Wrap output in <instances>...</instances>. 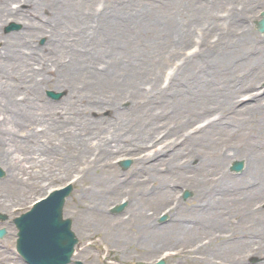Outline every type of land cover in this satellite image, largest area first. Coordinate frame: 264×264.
Instances as JSON below:
<instances>
[{
	"label": "rangeland",
	"instance_id": "374dc122",
	"mask_svg": "<svg viewBox=\"0 0 264 264\" xmlns=\"http://www.w3.org/2000/svg\"><path fill=\"white\" fill-rule=\"evenodd\" d=\"M53 1L92 15L82 30L62 29L72 44L53 51L52 10L36 7L30 20L40 26L12 65L10 97L32 106L28 125L0 109L2 126L15 128L0 134L14 157L0 156V264H29L16 252L14 218L69 181L63 213L79 237L75 262L264 264V32L253 23L264 0ZM22 24L8 15L0 31ZM43 73L66 80L59 98L47 89L65 83ZM122 158L133 160L128 168ZM234 159L246 169L234 171ZM16 161L34 166L37 181L28 185Z\"/></svg>",
	"mask_w": 264,
	"mask_h": 264
},
{
	"label": "bare ground",
	"instance_id": "6f19581e",
	"mask_svg": "<svg viewBox=\"0 0 264 264\" xmlns=\"http://www.w3.org/2000/svg\"><path fill=\"white\" fill-rule=\"evenodd\" d=\"M19 2H28L33 4L32 7L29 8H23L22 10H20L19 7H17L16 9H13L12 6L9 7L7 5L8 0H0V19L3 17H7L8 15H12L14 16L15 19L21 21L22 24V29L19 28V31H10L9 34H3L0 31V42L3 41V45L0 44V57L1 54L4 53L5 49H10V56L12 58V61L7 62L6 59L4 61L0 60V109L3 108V106L7 109L6 110V117H5V121H12V122H17L18 118H15L16 116L19 117V123L20 124H25L28 125V120L30 119V112L28 111L30 106H32V104L30 105L29 102H19L16 100V97H10V93L12 92L13 89V85L11 86V80L8 79V77H12L13 80H15L14 78V74L13 72H15V68L12 67L13 64L18 62V58L17 56H22L24 57L25 54L21 53L22 51L25 52L24 50H26L25 48L22 49V46H26L29 47V45L31 44V38L33 35H35V32L37 31V27L40 26L39 24H33L32 21L30 20V18L32 16H34L35 14H37V10L39 9V7H42V5H48L49 8H51V20H55V24L51 23V25H49L50 27H48L49 30H51L53 32V35H49L47 38L46 43H48L47 45V49L49 50H53V51H63L66 49L67 44H72L71 42H69L66 39V35L64 33H62V29L66 30L67 32L69 30H71L73 27H75V30L79 29H83V27L85 25L89 24V20L88 17L90 15H92L91 12H88V14H82L79 12H75L73 10H69L66 9L62 6V4L60 3H55L53 0H45L44 2L42 0H17ZM36 7L37 10H36ZM84 12V11H83ZM85 15V16H84ZM25 27V28H24ZM47 28V27H46ZM33 29H35V31H32ZM12 32V33H11ZM39 32L42 34V29L39 30ZM82 37H84V34H82ZM11 43L10 46H8ZM28 46H27V45ZM13 45V46H12ZM8 46V48H6ZM12 46V47H11ZM36 48L32 49L35 50ZM15 50L17 51V54L14 55ZM19 50V51H18ZM264 50V49H263ZM262 51V50H261ZM260 51V52H261ZM264 53V52H263ZM9 54V51H8ZM17 68V67H16ZM41 69H43V72H46V70H48L47 65H45V62H41ZM21 68L18 66V71ZM22 71L24 72L25 70ZM44 74V73H43ZM5 79H4V78ZM43 80L47 79L48 81L52 78H54L56 81H63L65 84L62 83V85H60V88H58L59 90H67V82H65L66 80L63 78H57V77H52L49 74H44L41 77ZM6 85H8L9 90L7 89L6 91ZM252 97V95H251ZM238 101H235V103ZM233 103V104H235ZM251 107V109L253 110V112L255 110H257L258 108L262 107V105H251L249 106ZM17 112V113H16ZM20 115L22 116V118L20 119ZM4 118V117H3ZM12 129H15L14 127H3L0 121V134H4L6 131V140L9 139L11 135V131ZM34 132V131H33ZM4 138V136L0 135V139ZM260 138V137H259ZM250 140L256 141L257 142V137L254 136H250L249 137ZM261 141V140H260ZM143 141H132V145H130L129 147L131 148V150H135L137 148H140V144ZM12 144H5L4 143V147L0 149V156L2 158H5L6 160H9L11 162L12 158H14L11 154H10V147ZM229 151H231V149H228ZM155 153V152H154ZM28 156H31L30 153H27ZM34 157L33 155L31 156V158ZM6 162V161H5ZM19 163V166L16 167L18 168V170L20 169L19 167H21L22 171L24 172V174H26V180H27V184L31 185L34 182L37 181V177L39 176V172H37V169L33 166L32 168L30 166H27L26 164H20V162L16 161V164ZM246 164L245 163V167L244 169H246ZM108 168H105V170H107ZM22 172V174H23ZM117 183L111 185L112 188L116 189L117 187ZM243 187V186H242ZM241 187V191L242 192H246V189ZM251 190V189H250ZM6 202V200H4ZM137 217H139V221H143L142 219H144L145 217H143V213L142 212H137ZM168 215V213H167ZM169 216V215H168ZM167 216V217H168ZM82 219L85 220V217H80ZM87 218V217H86ZM205 248H209L208 245L205 246Z\"/></svg>",
	"mask_w": 264,
	"mask_h": 264
},
{
	"label": "water",
	"instance_id": "95a60500",
	"mask_svg": "<svg viewBox=\"0 0 264 264\" xmlns=\"http://www.w3.org/2000/svg\"><path fill=\"white\" fill-rule=\"evenodd\" d=\"M261 30H264V19L260 21ZM54 97L58 94L50 91ZM131 160H124L127 167ZM243 161H235L233 168L241 169ZM4 170L0 167V175ZM73 189L72 184L52 191L46 198L36 202L33 207L15 218L19 228L17 248L22 256L30 264H66L71 260L74 246L78 242L75 232L72 230V220L63 215V207L66 197ZM190 191H186L187 197ZM125 204L118 205L115 209L121 210ZM0 218L6 215L0 213ZM6 232L0 228V236ZM162 262L158 264H162ZM78 264H83L78 261Z\"/></svg>",
	"mask_w": 264,
	"mask_h": 264
}]
</instances>
